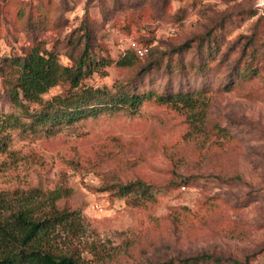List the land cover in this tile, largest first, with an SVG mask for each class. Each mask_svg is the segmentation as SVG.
I'll return each instance as SVG.
<instances>
[{
	"label": "rangeland",
	"instance_id": "rangeland-1",
	"mask_svg": "<svg viewBox=\"0 0 264 264\" xmlns=\"http://www.w3.org/2000/svg\"><path fill=\"white\" fill-rule=\"evenodd\" d=\"M39 1L0 0V61L41 37L69 64L70 39L84 20L115 60L136 43L159 57L174 55L176 63L177 51L190 44L181 58L196 63L208 33L223 35L214 39L207 71L189 73L175 90L210 89L206 125L221 124L231 138L202 139L180 111L155 104L51 138L16 132L0 154V192L69 190L58 207L80 213L83 225L78 236L64 235L60 248L76 247L85 264H159L203 253L264 264V67L249 82L226 81L253 32L264 41V0H54V28L33 30L20 14ZM128 71L111 67L108 77L87 81L112 86ZM155 76L151 90L162 91L170 75ZM176 177L185 186H172ZM136 179L152 185L154 202L135 206L108 189L109 182Z\"/></svg>",
	"mask_w": 264,
	"mask_h": 264
},
{
	"label": "trees",
	"instance_id": "trees-1",
	"mask_svg": "<svg viewBox=\"0 0 264 264\" xmlns=\"http://www.w3.org/2000/svg\"><path fill=\"white\" fill-rule=\"evenodd\" d=\"M58 12L54 0H40L27 14L22 12L20 17L33 30H49L56 25ZM93 27L84 20L76 29L78 35L70 39L69 64L63 63L60 54L49 49L48 41L41 37L34 38L29 45L0 61L2 93L10 105V111L0 112L1 155L8 152L12 135L16 132L51 138L90 120L133 117L146 104L180 111L192 134L202 139L215 136L223 140L231 138L228 129L221 124L206 125L212 94L210 89L175 90V83L184 85L189 73L204 74L207 71V57L211 58L217 48L214 39L219 41L223 35L208 33L209 40L203 42L199 49V62L196 63L185 62L184 55L181 58L183 51L191 50L190 44L177 51L180 58L176 63L172 61L174 55L159 57L148 47V53L142 57L132 47L115 60L108 50L97 44ZM258 33L253 32L242 47L238 64L227 75V83L249 82L263 69L264 41ZM111 67L129 70L127 78L112 86H97L87 81L94 75L108 77ZM156 72L170 75L162 91L151 90L158 77ZM146 82L149 87L143 89ZM61 86V93L46 98L53 89ZM182 180L176 177L172 186H185L187 181ZM108 189L119 198L132 199L135 206L142 201H155L152 185L141 179L112 181ZM69 193L65 188L46 192L38 189L0 192V264H85L76 247L60 248L62 237L78 236L83 225L80 213L58 207L59 201ZM159 264H250V261L225 260L203 253Z\"/></svg>",
	"mask_w": 264,
	"mask_h": 264
},
{
	"label": "built area",
	"instance_id": "built-area-1",
	"mask_svg": "<svg viewBox=\"0 0 264 264\" xmlns=\"http://www.w3.org/2000/svg\"><path fill=\"white\" fill-rule=\"evenodd\" d=\"M132 47L135 48V50L137 51L139 56H144L146 53H148V48L143 47V46H139L136 43L132 44Z\"/></svg>",
	"mask_w": 264,
	"mask_h": 264
}]
</instances>
